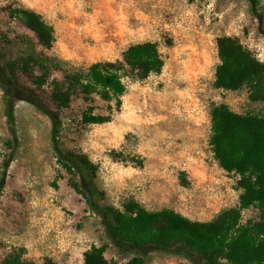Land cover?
Masks as SVG:
<instances>
[{
    "label": "rangeland",
    "instance_id": "rangeland-1",
    "mask_svg": "<svg viewBox=\"0 0 264 264\" xmlns=\"http://www.w3.org/2000/svg\"><path fill=\"white\" fill-rule=\"evenodd\" d=\"M13 1L39 12L53 26L55 42L43 51L74 68L121 59L131 44L158 45L161 71L144 79L124 77L118 110L113 101L94 96V111L111 114L109 121L83 122L87 104L80 95L63 111L61 142L95 162L105 202L121 209L132 199L150 211L171 208L198 221H211L222 210L239 206L238 176L219 167L209 144L210 114L221 103L239 113L259 114L264 101L249 100L245 86L235 91L214 87L216 38L235 36L264 61V0L258 6L261 22L247 0H0V44L15 56L23 46L17 36L32 34L3 13ZM17 78L34 87L25 74ZM36 91L47 98L48 85ZM15 118L17 151L0 198V261L20 254L37 264H82L85 250L105 244L110 262H126L128 257L108 242L98 218L55 162L48 117L18 101ZM9 138L0 89V172ZM112 150L142 157V167L114 159ZM263 219L253 205L241 211L240 224ZM146 264L192 263L151 252Z\"/></svg>",
    "mask_w": 264,
    "mask_h": 264
},
{
    "label": "trees",
    "instance_id": "trees-1",
    "mask_svg": "<svg viewBox=\"0 0 264 264\" xmlns=\"http://www.w3.org/2000/svg\"><path fill=\"white\" fill-rule=\"evenodd\" d=\"M247 1L252 14L263 21L258 7L260 0ZM2 10L32 36H17L23 46L15 56L0 44V89L10 136L5 141L8 152L1 163L0 198L17 151L15 106L18 101H25L50 120V145L55 162L68 174L69 185L98 218L108 242L117 253L128 257L120 264H146L151 252L175 255L192 264H264V219L240 224L241 211L253 205L261 209L264 217V108L259 114L239 113L221 103L211 110L209 144L219 167L238 176L242 190L238 207L222 210L211 221L191 220L171 208L150 211L132 199L124 202L121 209L117 208L105 202V192L96 182L95 162L81 149L62 144V114L72 97L80 95L87 104L82 112L83 122L109 121L111 114L94 111V96L113 101L118 110L125 92L124 77L144 79L161 71L164 60L157 43L131 44L123 51L121 59L74 68L44 53V49L53 46L55 33L39 12L18 1L6 4ZM262 31L264 33V28ZM216 49L219 63L215 67L214 87L235 91L245 86L249 100L264 101V61L235 36L217 37ZM54 72L60 77H54ZM18 73L28 76L34 87L22 84ZM44 85L49 88L47 98L36 91ZM112 156L134 167L143 165L140 156L114 150ZM105 247V244L91 245L83 252L82 264H113L104 256ZM221 259L225 262L221 263ZM0 264L37 263L20 254H10ZM43 264L56 263L49 260Z\"/></svg>",
    "mask_w": 264,
    "mask_h": 264
},
{
    "label": "crops",
    "instance_id": "crops-1",
    "mask_svg": "<svg viewBox=\"0 0 264 264\" xmlns=\"http://www.w3.org/2000/svg\"><path fill=\"white\" fill-rule=\"evenodd\" d=\"M53 260V259H52ZM54 261V260H53Z\"/></svg>",
    "mask_w": 264,
    "mask_h": 264
}]
</instances>
